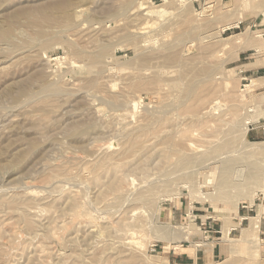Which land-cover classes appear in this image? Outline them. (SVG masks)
Returning <instances> with one entry per match:
<instances>
[{"label":"rangeland","instance_id":"374dc122","mask_svg":"<svg viewBox=\"0 0 264 264\" xmlns=\"http://www.w3.org/2000/svg\"><path fill=\"white\" fill-rule=\"evenodd\" d=\"M220 8L0 0V264H264V41Z\"/></svg>","mask_w":264,"mask_h":264},{"label":"crops","instance_id":"0c3cea01","mask_svg":"<svg viewBox=\"0 0 264 264\" xmlns=\"http://www.w3.org/2000/svg\"><path fill=\"white\" fill-rule=\"evenodd\" d=\"M244 1L246 0H218L222 26H225V30L246 28L254 38L261 37L264 41V0ZM260 237L264 248V220L260 223ZM186 260L192 263L202 260V257H198L196 253L194 257L186 255Z\"/></svg>","mask_w":264,"mask_h":264},{"label":"bare ground","instance_id":"6f19581e","mask_svg":"<svg viewBox=\"0 0 264 264\" xmlns=\"http://www.w3.org/2000/svg\"><path fill=\"white\" fill-rule=\"evenodd\" d=\"M191 1H198V0H191ZM165 2H167V0H165ZM151 4V3H150ZM66 5V4H65ZM65 5H64V7H65ZM58 7V6H57ZM60 7V6H59ZM58 7V8H59ZM61 7H63V6H61ZM68 7V6H67ZM66 8V7H65ZM140 8V7H139ZM159 7H153V6H150V7H142L141 6V8L140 9H145V10H147V14H150L151 16H153L154 15V17H156V18H164V16L167 14V10H165V9H158ZM68 9V8H67ZM208 9H209V7H204V9H202L198 14L201 16V15H204L207 11H208ZM66 12H67V10H66ZM20 13V12H19ZM19 13H18V17H19ZM27 13V12H26ZM67 14V13H66ZM17 15V14H16ZM145 15H146V13H145ZM232 16V15H231ZM237 16V15H236ZM12 18V17H11ZM147 18V17H146ZM237 20V19H236ZM55 21V20H54ZM263 21V20H262ZM52 22V21H51ZM56 22V21H55ZM12 23V22H11ZM10 27V25L8 26V28ZM223 27V26H222ZM233 27V26H232ZM7 28V27H6ZM3 29H5V28H3ZM225 30V27L224 28H222V29H220V32L221 31H224ZM204 36V35H203ZM235 36H237V35H235ZM238 36H241L240 34L238 35ZM209 36H207L206 38H208ZM211 37V36H210ZM232 37V36H231ZM234 37V36H233ZM0 38H4V39H7V36L5 35V32H3L2 31V29L0 30ZM198 39V38H197ZM203 39V38H202ZM229 39H230V37H229ZM225 41H227L228 39H224ZM237 41H238V37H237ZM6 42V41H5ZM44 43V42H43ZM244 45V44H243ZM45 46V45H44ZM44 48H46V47H44ZM240 50V49H239ZM145 52V51H144ZM143 53V52H142ZM95 54H97V52H95ZM100 54H102L101 52H100ZM94 57H96V56H94ZM98 57V56H97ZM96 57V58H97ZM100 57V56H99ZM101 58V57H100ZM95 58H93L92 59V61L94 60ZM83 61H84V59H83ZM96 61H98V60H96ZM96 64H98V63H96ZM167 65V64H166ZM149 67V66H148ZM166 67V66H165ZM169 69V68H168ZM156 70V69H155ZM167 70V69H166ZM141 71V70H140ZM144 71H145V69H144ZM157 72V71H156ZM156 79V78H155ZM160 80V79H159ZM253 81H254V79H252V84H253ZM251 84V85H252ZM92 85V84H91ZM170 85V84H169ZM251 85H246L245 87H244V91H246V89H248V88H250L251 87ZM171 86V85H170ZM181 86H183V84L181 85ZM178 89V88H177ZM175 90H176V88H175ZM22 91V90H21ZM187 91V90H186ZM168 92V91H167ZM180 92V91H179ZM189 93V92H188ZM52 94V93H51ZM179 94V93H178ZM193 94V93H192ZM22 95V94H21ZM56 95V94H55ZM189 95V94H188ZM110 105V104H109ZM248 112H250V113H253L254 112V109H252V110H249ZM196 116V115H195ZM196 118V117H195ZM249 123H250V121H249V119H246L245 120V122H244V124L246 125V126H248L249 125ZM248 128L246 127L245 129H244V131H246ZM74 131V130H73ZM78 134V133H77ZM186 137V136H185ZM190 139V138H189ZM190 141V140H189ZM182 144V143H181ZM188 144H189V142H188ZM194 143H191L190 145H186V147L187 148H189L190 147V150L192 149V150H197V147L198 146H196V144H194L195 146H196V148H195V146L193 145ZM253 147H259L258 146V144L256 143H252L251 144ZM185 147V148H186ZM255 147V148H256ZM199 149H200V147H199ZM198 149V150H199ZM263 149H264V147H263ZM191 150V151H192ZM197 150V151H198ZM184 151V150H183ZM196 151V152H197ZM195 152V151H194ZM183 153V152H182ZM184 155V154H183ZM109 156V155H108ZM190 156V155H189ZM112 157V156H111ZM193 157V156H192ZM107 160V159H106ZM180 160V159H179ZM112 161V160H111ZM178 161V160H177ZM214 161V160H213ZM190 162V161H189ZM188 162V163H189ZM175 164V163H174ZM178 164V163H177ZM181 164V163H180ZM185 163H183V165H184ZM215 164V163H214ZM96 165V164H95ZM102 165V164H101ZM206 165V164H205ZM222 165V164H221ZM106 166H107V164H106ZM171 166H172V164H171ZM104 167H105V165H104ZM108 167V166H107ZM101 168V167H100ZM106 168V167H105ZM215 168V167H214ZM223 168V171H224V173H226V174H230V168H229V166H224V167H222ZM120 169V168H119ZM177 169V168H176ZM212 169V168H211ZM106 170V169H105ZM105 170H104V172H105ZM179 171V170H178ZM107 172V171H106ZM185 172V171H184ZM229 172V173H228ZM58 173V172H57ZM92 173V172H91ZM60 174V173H59ZM115 174V173H114ZM177 174V173H176ZM225 174V175H226ZM106 176H107V174H106ZM105 176V177H106ZM104 178V177H103ZM109 178V177H108ZM107 179V178H106ZM116 179V178H115ZM221 179H223V178H221ZM225 179V178H224ZM166 180V179H165ZM95 181V180H94ZM114 181V180H113ZM221 181V180H220ZM262 181V180H261ZM92 182H93V180H92ZM99 182H101V181H99ZM106 182V181H105ZM86 183V182H85ZM111 183H113V182H111ZM227 183V182H226ZM228 184V183H227ZM90 185H92V183L90 184ZM94 185V184H93ZM99 185V184H98ZM103 185V184H102ZM220 185H221V183H220ZM95 189V188H94ZM262 191H263V193H264V185L262 186ZM111 191V190H110ZM243 191V190H242ZM115 192V191H114ZM112 195V194H111ZM114 195V194H113ZM248 195V194H247ZM107 196V195H106ZM101 197V196H100ZM105 197V196H104ZM230 197V196H229ZM112 198V197H111ZM103 199V198H102ZM78 200V199H77ZM246 200H248V199H246ZM252 198L251 199H249L248 200V202H249V204H252ZM69 202V201H68ZM109 203V202H108ZM114 204V203H113ZM234 209L235 210H237V203L235 202L234 203ZM261 209V208H260ZM235 212V211H234ZM260 215H261V213H260V211H259V213L257 214V216H255V217H248L247 219L249 220V222H248V226L246 227V228H244L243 230H242V232H246L248 229L249 230H251V229H253V228H255L257 225H258V223H259V218H260ZM191 217V216H190ZM194 218V217H193ZM192 221V220H191ZM190 221V222H191ZM190 224V223H189ZM29 225H31V224H29ZM33 226V225H32ZM51 226H52V224H51ZM237 226V225H236ZM28 227V226H27ZM232 227H230L229 228V230L231 229ZM49 230V229H48ZM191 230H192V228L190 227V226H181V227H179L178 229H177V227H176V230L175 231H173V232H171L170 234H171V236H174L175 234H178V236L180 237L179 239L180 240H182V241H184V240H188L189 239V235L191 234ZM2 233V232H1ZM165 234H166V232H165ZM167 235V234H166ZM0 236H1V234H0ZM169 237V236H168ZM171 238V237H170ZM178 238V237H177ZM163 241V240H162ZM227 241V240H226ZM165 242V246H168L169 245V243H168V241H164ZM41 251V250H40ZM39 251V252H40ZM169 252V251H168ZM41 255V254H40ZM141 255V254H140ZM138 256H139V254H138ZM30 257V256H29ZM2 259V258H1ZM138 259V258H137ZM31 260V259H30ZM32 261V260H31ZM39 261H41V260H39ZM135 261V260H134ZM142 261V260H141ZM97 262H98V260H97ZM11 263H13V262H11ZM36 263V262H35ZM45 263V262H44ZM153 264V263H152Z\"/></svg>","mask_w":264,"mask_h":264}]
</instances>
